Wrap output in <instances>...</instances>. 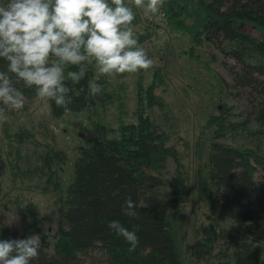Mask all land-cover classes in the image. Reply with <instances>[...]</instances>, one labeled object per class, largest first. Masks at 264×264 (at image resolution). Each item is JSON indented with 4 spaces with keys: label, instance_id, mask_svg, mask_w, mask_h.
Here are the masks:
<instances>
[{
    "label": "trees",
    "instance_id": "16d2710c",
    "mask_svg": "<svg viewBox=\"0 0 264 264\" xmlns=\"http://www.w3.org/2000/svg\"><path fill=\"white\" fill-rule=\"evenodd\" d=\"M17 2H28L26 22L10 17ZM54 7L72 15V29L58 19ZM161 12L166 25L190 39L191 55L210 42L235 61L236 84L247 87L253 96L252 115L260 126L257 132L264 135V0H163ZM152 22L118 0H38L36 6L31 0H0V93L33 99L52 90L57 114L62 108L89 105L92 98L109 101L104 84L93 96L82 62L49 58L58 51L70 54L68 36L81 52L122 55L118 53L156 33L159 25ZM141 25L137 35L132 27ZM243 25L258 35L243 30ZM110 34L113 38L102 42ZM54 46L57 50L52 51ZM154 76L148 94L162 80L160 72ZM228 109L221 104L220 115L208 120L217 125L209 144V177L224 215L247 226L264 243V153L221 141L242 128V124L234 129L224 126ZM109 131L101 127L98 135L86 136L74 159L52 253L43 233L46 215L34 201L24 199L14 209L19 230L9 228L0 217V264H183L169 213L171 205L181 202L187 186L178 152L146 116L139 117L136 125L121 120ZM17 135L22 138L24 133ZM2 154L0 149V167ZM170 158L176 169L167 179L162 173ZM195 233L192 256L198 260L215 256L213 264H264V256L252 243L229 229L202 224ZM35 235H39L37 243L32 242Z\"/></svg>",
    "mask_w": 264,
    "mask_h": 264
},
{
    "label": "rangeland",
    "instance_id": "374dc122",
    "mask_svg": "<svg viewBox=\"0 0 264 264\" xmlns=\"http://www.w3.org/2000/svg\"><path fill=\"white\" fill-rule=\"evenodd\" d=\"M31 1L37 5L38 0ZM118 1L159 25L149 40L132 44L116 57H97L78 50L68 36L70 54L58 51L55 58H49L55 62L69 59L82 62L89 73L85 82L93 96L104 84L111 96L109 101L92 98L89 105L80 109L62 108L57 114L52 106V90L33 99L0 93V149L4 161L0 167V217L9 228L19 230L16 202L34 201L46 215L43 233L49 245L47 251L52 253L59 208L84 138L98 135L101 127L109 134V129L117 127L121 120L136 125L139 117L146 116L168 136V145L178 152L180 169L186 172L184 196L169 209L172 233L183 264H213L216 260L215 256L200 260L192 256L195 232L202 224L229 229L264 256V243L251 235L247 226L237 225L221 211L209 177V144L217 125L208 124V120L211 115H220L221 104L229 106L224 126L234 129L242 124V128L229 132L221 141L264 153V135L257 132L260 126L251 111L253 96L247 87L236 84L234 78V71L239 70L237 64L220 51L217 43H205L191 55L190 39L165 24L161 12L163 0ZM53 11L69 29L74 27V19L67 10L54 7ZM28 12V2L27 5L17 2L10 17L26 22ZM132 29L139 35L143 26ZM242 29L258 35L248 25ZM111 38L113 34L102 42ZM51 49L57 50L56 46ZM114 69H119V73ZM156 71L161 73L162 80L148 94ZM20 131L24 133L22 138L17 135ZM175 169L176 163L170 158L162 177L168 179ZM38 240L39 235L32 238L33 243Z\"/></svg>",
    "mask_w": 264,
    "mask_h": 264
}]
</instances>
